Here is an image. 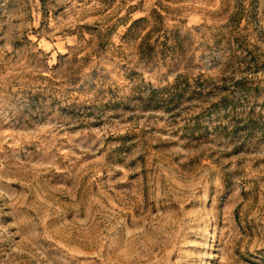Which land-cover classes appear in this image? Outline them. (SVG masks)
<instances>
[{"label":"rangeland","instance_id":"rangeland-1","mask_svg":"<svg viewBox=\"0 0 264 264\" xmlns=\"http://www.w3.org/2000/svg\"><path fill=\"white\" fill-rule=\"evenodd\" d=\"M0 264H264V0H0Z\"/></svg>","mask_w":264,"mask_h":264}]
</instances>
